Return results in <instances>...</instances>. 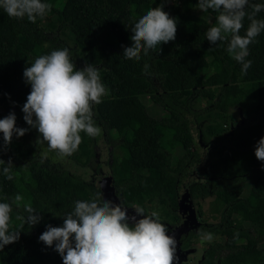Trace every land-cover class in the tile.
Segmentation results:
<instances>
[{
  "label": "trees",
  "instance_id": "1",
  "mask_svg": "<svg viewBox=\"0 0 264 264\" xmlns=\"http://www.w3.org/2000/svg\"><path fill=\"white\" fill-rule=\"evenodd\" d=\"M48 2L51 17L45 27L47 15L31 22L0 10V117L13 111L16 126L29 127L21 111L30 91L22 78L26 61L58 47L69 49L78 68L94 59L106 88L92 105L100 131L95 136L81 131L78 148L63 157L87 173L100 141L111 146L109 170L122 203L133 207L129 202H134L147 214L145 196L154 197L173 222L178 221L179 191L191 182L199 214L201 202L212 198L209 216L217 221L201 222L182 236V246L199 237L198 230L208 231L221 240L207 247L199 264H264V169L253 152L264 135V31L249 44L246 59L252 64L241 75L240 64L226 51L227 39L215 45L205 39L216 13L211 10L214 18L208 22L192 12L190 0L166 5L163 0ZM161 3L177 20L175 39L141 53L139 60L123 57L131 22ZM256 18H264V10ZM248 23L245 17L241 35ZM145 96L163 110L159 118L148 112ZM199 100L205 102L201 108ZM234 109L241 111V121ZM39 135L30 128L7 146L0 136V159L12 162V179L0 175V198L12 203L10 227L21 231L19 240L0 250V264H62L38 236L46 224H61L76 199L102 200L93 180L55 161L58 154L37 140ZM155 137L164 140L162 147L152 143ZM16 193L23 197L19 206L11 200ZM24 202L40 212L39 223L22 222Z\"/></svg>",
  "mask_w": 264,
  "mask_h": 264
},
{
  "label": "clouds",
  "instance_id": "2",
  "mask_svg": "<svg viewBox=\"0 0 264 264\" xmlns=\"http://www.w3.org/2000/svg\"><path fill=\"white\" fill-rule=\"evenodd\" d=\"M251 11H248L247 8ZM197 9L216 13L215 23L205 31L210 45L227 39L226 51L240 64L241 75L251 66L248 46L264 31V18L256 13L264 10V2L251 0H197ZM0 10L9 17L27 18L35 22L51 10L48 0H0ZM249 23L240 34L243 20ZM177 20L163 10V3L149 7L139 14L130 25V44L122 47L121 55L139 60L156 45L175 39ZM148 67L147 64L144 65ZM22 78L30 85V91L21 106L23 120L29 126H16L15 112L0 117V136L7 146L15 135L23 136L30 128L40 134L37 140L46 142L49 150L58 155H71L81 142L80 132L89 136L99 133L93 120L92 105L100 102L106 93L98 70L90 63L76 67L67 47L55 48L46 54L26 61ZM254 156L264 169V135L255 141ZM11 159H0V175L11 180ZM19 206L20 193L11 198ZM26 215L23 223L35 225L41 215L31 203L24 202ZM134 215L128 216L129 208L108 199L80 198L73 202L70 211L63 214L62 223L46 224L38 240L53 247L62 264H174L176 239L160 221L159 213L146 214L143 207L134 205ZM12 203L0 198V250L20 238L21 231L10 227ZM131 221V222H130ZM200 239L211 241L213 234L198 230Z\"/></svg>",
  "mask_w": 264,
  "mask_h": 264
},
{
  "label": "rangeland",
  "instance_id": "3",
  "mask_svg": "<svg viewBox=\"0 0 264 264\" xmlns=\"http://www.w3.org/2000/svg\"><path fill=\"white\" fill-rule=\"evenodd\" d=\"M193 3V9L192 12L197 15V16H202L204 17L208 22H212L213 21V16H212V12L211 9H209L206 12H201L199 9H197L196 7V3L197 0H190ZM182 2V0H163V3L166 4H173V3H180ZM216 16V15H215ZM51 17L50 14H48L45 19L44 22L42 23V26L45 27V23L49 20V18ZM88 63L92 64L93 66H95L96 61L94 59H90L88 61ZM149 96H145L143 97L148 112L155 118H159L162 114H163V110L157 106L156 104L152 103L149 99ZM205 105L204 100H199L196 103V107L197 108H201ZM233 115L236 117V121L240 120L241 121V116H240V111L238 109H234L233 110ZM140 133L142 135L146 134V130L141 129ZM84 135L87 136V134L84 133ZM13 137H15V135H13ZM152 143L162 147L164 145V140L162 138H153L152 139ZM111 147V146H110ZM109 146L105 145L104 142L100 141L99 145L95 148L96 150V160H95V164L94 167H91V170L87 173H84L85 169L83 170L82 168H80L79 166H76L74 164H71V161L69 162V160H67L65 157L60 156V155H54L53 159L59 163L64 164L67 168H69L72 172L77 173V174H84L85 177L87 179L93 180V178L95 177V175H102V174H110V170H109V163H110V152L111 150L113 151V148H110ZM181 153V152H180ZM96 178V177H95ZM64 188H66L67 190H69L72 186L64 184L63 185ZM246 194V193H245ZM244 194V195H245ZM88 194L86 193H82V196L86 197ZM212 198L210 199H206L204 201L201 202V206H202V210H203V216H199L197 214V218L198 221L200 222H216L217 220H215L214 218H211L209 216V207H210V203H211ZM131 204V206L137 205L134 202H129ZM145 206H146V212L150 213L151 211H157L159 213V219L160 221H164L166 220L167 222H169V220L166 219V216L164 215V213L162 212V208L160 206V203L158 202V200L154 197L151 196H145ZM195 209L197 208V205H194ZM220 238L217 239H212L210 242L209 241H203L200 239L199 237H196V239L192 242V244L189 246L190 250H195V253L189 254L187 261L184 262L183 264H196L198 258L200 257V255L203 253V251L205 249H207V247L213 243H215L216 241H220Z\"/></svg>",
  "mask_w": 264,
  "mask_h": 264
},
{
  "label": "water",
  "instance_id": "4",
  "mask_svg": "<svg viewBox=\"0 0 264 264\" xmlns=\"http://www.w3.org/2000/svg\"><path fill=\"white\" fill-rule=\"evenodd\" d=\"M241 116V111H240ZM94 185L101 190L102 199H108L114 203H119L122 207L129 208L127 215H134L132 207L126 206L118 197L114 184L113 174L99 175L94 179ZM190 182L184 184V189L179 191L178 197V215L179 223L168 231L176 239V252L174 264H183L187 261L188 255L195 253V250H182L180 249V239L183 235L188 234L194 228H198L201 224L198 221L194 202L190 196ZM131 222V221H130Z\"/></svg>",
  "mask_w": 264,
  "mask_h": 264
},
{
  "label": "flooded vegetation",
  "instance_id": "5",
  "mask_svg": "<svg viewBox=\"0 0 264 264\" xmlns=\"http://www.w3.org/2000/svg\"><path fill=\"white\" fill-rule=\"evenodd\" d=\"M102 175H105V174H102ZM97 176H99V175H95V177H97ZM95 177L93 178V181H94V179H95ZM185 183H187V182H185ZM184 183V184H185ZM191 183V182H190ZM184 184L182 185V188L184 189ZM191 196V195H190ZM193 200V199H192ZM193 202H194V200H193ZM194 205H197L195 202H194ZM198 205H197V208H196V213L199 215V216H201L200 214H199V212H198ZM163 212V211H162ZM148 214V213H147ZM176 214H177V216H178V221H174L173 222V220H171L167 215H165L166 216V219L167 220H169V222H167L166 220H164V221H161L165 226H166V228H167V231H170V230H172V228L173 227H175L178 223H179V220H180V218H179V215H178V208H177V210H176ZM192 231V230H191ZM181 239H182V237H181ZM181 239H180V249H182V250H190L189 249V246L192 244V242L196 239V238H194V239H192L191 241H190V245L189 246H182V242H181ZM206 250V249H205ZM205 250L203 251V253L200 255V257L198 258V260H197V263L196 264H199L202 260H203V258H204V252H205Z\"/></svg>",
  "mask_w": 264,
  "mask_h": 264
}]
</instances>
